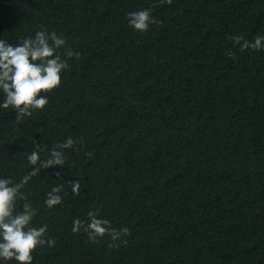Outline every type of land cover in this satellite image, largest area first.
Instances as JSON below:
<instances>
[{
    "label": "trees",
    "instance_id": "obj_1",
    "mask_svg": "<svg viewBox=\"0 0 264 264\" xmlns=\"http://www.w3.org/2000/svg\"><path fill=\"white\" fill-rule=\"evenodd\" d=\"M144 8L155 22L133 31ZM37 30L64 37L66 68L42 110H0V178L75 143L16 201L55 241L31 264H264V50L233 42L264 35V0H0V39ZM90 211L128 234L90 240Z\"/></svg>",
    "mask_w": 264,
    "mask_h": 264
},
{
    "label": "clouds",
    "instance_id": "obj_2",
    "mask_svg": "<svg viewBox=\"0 0 264 264\" xmlns=\"http://www.w3.org/2000/svg\"><path fill=\"white\" fill-rule=\"evenodd\" d=\"M154 17L149 8L130 11L127 13V24L133 31L145 32L154 23ZM241 50H264V35H256L251 41L241 36L234 38ZM65 39L54 32L37 30L33 36L25 37L15 45L0 39V110L12 109L16 118L29 116L34 110H42L47 104V93L55 89L61 79V72L66 63L61 59L57 49L63 47ZM67 56H72L66 50ZM75 141L66 137L48 151L47 159H40V148L37 144L25 157L29 165H33L28 174L23 175L18 182L9 178H0V264H31L32 251L38 246L47 244L51 247L54 240L44 238L46 225L33 226L31 221L36 210L29 202L23 203L20 210L15 209L18 199L23 200L21 189L31 176L42 168L57 167L65 161L64 150L71 148ZM39 162V163H38ZM61 186L55 185L45 194L43 204L52 208L61 202ZM71 190L79 191V182L73 181ZM88 222L84 231L90 240H95L108 234L113 241L127 235V228L119 230L109 226L106 219L97 218L93 212H88ZM82 222L73 220L72 230L77 231ZM123 243V241H121Z\"/></svg>",
    "mask_w": 264,
    "mask_h": 264
},
{
    "label": "rangeland",
    "instance_id": "obj_3",
    "mask_svg": "<svg viewBox=\"0 0 264 264\" xmlns=\"http://www.w3.org/2000/svg\"><path fill=\"white\" fill-rule=\"evenodd\" d=\"M119 260L120 264H126L128 262V257L124 254L120 256Z\"/></svg>",
    "mask_w": 264,
    "mask_h": 264
}]
</instances>
